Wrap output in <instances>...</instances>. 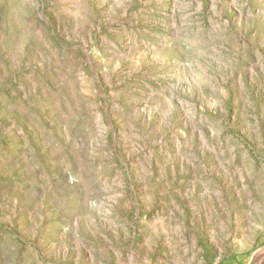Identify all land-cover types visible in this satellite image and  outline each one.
Returning a JSON list of instances; mask_svg holds the SVG:
<instances>
[{
  "label": "rangeland",
  "instance_id": "1",
  "mask_svg": "<svg viewBox=\"0 0 264 264\" xmlns=\"http://www.w3.org/2000/svg\"><path fill=\"white\" fill-rule=\"evenodd\" d=\"M0 264H264V0H0Z\"/></svg>",
  "mask_w": 264,
  "mask_h": 264
}]
</instances>
